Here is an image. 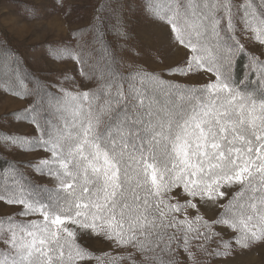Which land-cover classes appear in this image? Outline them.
Returning <instances> with one entry per match:
<instances>
[{
	"label": "snow or ice",
	"instance_id": "obj_1",
	"mask_svg": "<svg viewBox=\"0 0 264 264\" xmlns=\"http://www.w3.org/2000/svg\"><path fill=\"white\" fill-rule=\"evenodd\" d=\"M144 4L193 53L173 71H205L215 79L184 87L107 65L93 91L64 93L56 106L61 122L45 132L48 139L0 134V145L49 153L38 171L58 182L42 202L16 178H0V202L19 207V216L37 217L0 216V264H180L181 252L194 264L196 252L211 259L232 255L233 246L248 251L264 244V62L260 86L241 89L230 75L234 53L219 43L221 24L231 33L241 8L243 23L264 43V11L255 0ZM54 51L84 62L70 48ZM16 119L41 127L29 110ZM231 188L238 190L219 205ZM194 200L223 207L215 225L234 235L214 232ZM188 209L196 210L191 219ZM82 233L103 237L116 254L92 253L78 243ZM213 242L218 247L210 251Z\"/></svg>",
	"mask_w": 264,
	"mask_h": 264
},
{
	"label": "rangeland",
	"instance_id": "obj_2",
	"mask_svg": "<svg viewBox=\"0 0 264 264\" xmlns=\"http://www.w3.org/2000/svg\"><path fill=\"white\" fill-rule=\"evenodd\" d=\"M262 1L264 3V0ZM234 2L238 3L237 5L245 3L244 0H234ZM65 4L69 13L61 12L56 0H0V31L6 44L21 51L26 67L37 76L48 93L55 94L50 96L46 92L42 106L37 105L35 108L39 111L45 107L51 118L57 122L61 121V114L57 112L56 106L61 102L64 93L89 92L97 86L93 74L89 70L82 69V63L67 57L59 59L54 51L70 48L75 56L80 57L84 50L89 52L90 46L96 49L97 45L93 43V28L97 0H67ZM126 11L124 30L129 46L126 45L121 52L119 65L123 70H143L171 83L193 88L202 87L215 79L211 73L205 71L187 76L173 71L186 66V61L193 53L174 41L168 25L148 15L144 0H130ZM238 17L237 32L242 47L259 63L264 62V43H260L255 38V34L247 29L242 15L239 14ZM94 58L97 56L89 57V63H92ZM99 60H102V57H99ZM85 74H88V78H85ZM25 89H27L26 85ZM33 104L36 105L34 97L15 96L5 89L4 84H0V134L23 136L28 139L39 137L36 124L28 120L16 119L17 114L25 110L31 111ZM0 157V168L4 169L7 163H13L25 173L27 180L54 194L52 190L57 188V180L38 171L41 160L50 158L49 153L40 148L26 151L15 146L0 145ZM237 190L238 188L225 189L227 196L218 204L226 205L232 193ZM193 202L197 203L199 215L214 225V232H219L225 239L234 235L226 226L215 225V221L224 211L223 207L204 205L195 200ZM19 212V207H9L0 202V216L14 217L21 221L37 219V217L19 216L17 215ZM184 215L191 219L196 215V210L188 209ZM77 240L96 255L105 253L115 255L117 252L113 244L103 237L82 233L78 235ZM233 248L232 255L217 259L215 264H264V244L256 245L248 251L240 250L235 246ZM179 259L180 264H193L182 252ZM86 264H96V261H88Z\"/></svg>",
	"mask_w": 264,
	"mask_h": 264
},
{
	"label": "trees",
	"instance_id": "obj_3",
	"mask_svg": "<svg viewBox=\"0 0 264 264\" xmlns=\"http://www.w3.org/2000/svg\"><path fill=\"white\" fill-rule=\"evenodd\" d=\"M66 1L67 0H60L59 3L57 2V6L61 12L69 13V10L65 4ZM233 4L237 5L238 3L234 2L233 0ZM255 4L258 8H260L261 11H264V7H261L264 5L262 0H255ZM96 5L97 9L95 11L96 17L93 28V43L97 45V47L96 49H93L90 46L91 49L88 50V53L84 50L81 55L84 59V62L82 63V69L89 70L93 74V78L98 76L100 71L105 70L107 65H112L117 71L123 73L124 75H127L129 72H135L134 70H123L119 65L121 52L128 43V40L125 38L124 29L127 13L126 10L130 5V0H97ZM242 11V8L239 11H235L233 16L234 27L231 33L225 31L224 24H221L222 39L219 43L222 48L229 49L234 53L232 72L230 74L232 80L236 82L241 89L247 88L248 90H253L260 86V73L258 74L260 63L256 59V67H252V58L254 56L247 52L244 47H242V44L239 40V35L237 32L239 26L237 24L239 21L238 15L241 14ZM1 34L2 32L0 31V84H4L5 89H7L9 93L13 94L12 90L14 89L21 93L19 96H24L25 98L34 97V103L36 101V105L33 104L34 107H31L30 112L36 117L37 121H39L41 125V127L38 128L39 137L42 139H48V137L45 135V132H54L56 126L61 122H57L56 120L54 121L48 111L45 110V107L39 111L35 108L37 105L42 106L41 104L44 103V96L46 92L48 93V90L46 91L37 76L26 67L21 51L10 44H6L5 38ZM95 56H97L98 60L97 58H94V61L89 63V57ZM99 57H102V60H99ZM20 82L21 84H19ZM257 82L259 85L256 84ZM242 83L245 86H242ZM25 85L29 90L25 89ZM21 91L25 92L22 93ZM48 94L50 96L55 95L52 93ZM37 112H39V114ZM48 116H50V118H48ZM0 178H16L28 192L41 198L42 202L47 198V196L52 195L44 188L39 187L36 183H33L31 180H27L25 173L19 168H16L15 164L10 162L7 163L4 169L0 168ZM16 220L18 222L21 221L18 219ZM214 243L216 242H213L209 245L210 251L217 249L218 244L214 245ZM196 257L197 259L194 264H215L217 259L223 258L214 257L210 259L199 252H196ZM191 263L193 262L191 261Z\"/></svg>",
	"mask_w": 264,
	"mask_h": 264
}]
</instances>
